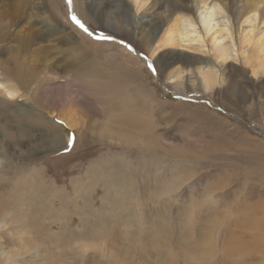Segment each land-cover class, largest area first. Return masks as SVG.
Here are the masks:
<instances>
[{"label":"rangeland","instance_id":"obj_1","mask_svg":"<svg viewBox=\"0 0 264 264\" xmlns=\"http://www.w3.org/2000/svg\"><path fill=\"white\" fill-rule=\"evenodd\" d=\"M73 4L0 0V74L30 98L0 93V264H264V74L230 61L210 89L170 81L133 22L107 19L130 21L122 7ZM41 10L78 16L88 65L23 45Z\"/></svg>","mask_w":264,"mask_h":264},{"label":"bare ground","instance_id":"obj_2","mask_svg":"<svg viewBox=\"0 0 264 264\" xmlns=\"http://www.w3.org/2000/svg\"><path fill=\"white\" fill-rule=\"evenodd\" d=\"M89 2L104 3L105 8L111 4L122 7L123 12L130 15V21L123 20L121 15H116L112 10L110 14H106L107 19L115 20L121 26L133 22L139 33H144L141 38L147 45L151 57L161 56L168 63L170 81L177 83L183 78L185 71H191L195 75H201L202 83L210 89L219 84L221 77L218 72L230 61L254 65L255 73L264 74V0H89ZM71 7L75 11L73 0ZM41 14L43 16L39 19ZM60 14L65 15L63 10ZM66 14L64 17L68 26L52 11H34L27 15L29 34H24L21 42L23 45L25 41L31 43L33 40L54 42L58 49L62 47L64 52L62 66L69 71L79 68L81 70L82 66L89 64V60L83 54L84 47L73 31L74 21L68 17V13ZM12 49L13 51L10 50L8 54L12 55L14 52L15 55H19L18 47ZM134 52L138 53L136 50ZM203 55L205 57H201ZM140 56L146 64L153 66L151 59L142 54ZM204 63L209 66L207 70L202 69L201 64ZM66 74L67 77L61 81L68 88L74 80L69 73ZM55 75L57 78L61 77ZM19 84L0 74V93L9 99L21 97L24 101L30 100L27 98L28 95L22 94ZM37 90L40 91L36 88L33 92L34 97L38 93ZM60 118L65 119L63 116ZM66 121L74 120L66 118ZM66 124L72 127V124L68 122ZM69 135L70 133H67L62 137L67 138ZM54 140L55 143H60L61 136H56ZM5 166L8 164L0 159V167Z\"/></svg>","mask_w":264,"mask_h":264},{"label":"snow or ice","instance_id":"obj_3","mask_svg":"<svg viewBox=\"0 0 264 264\" xmlns=\"http://www.w3.org/2000/svg\"><path fill=\"white\" fill-rule=\"evenodd\" d=\"M68 5L70 6L72 4V0H67ZM72 20L80 27L82 28L85 32H88L89 35H92L91 32L84 26V24L73 14L72 15ZM98 38H103V39H111V37H98Z\"/></svg>","mask_w":264,"mask_h":264}]
</instances>
